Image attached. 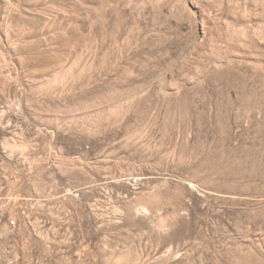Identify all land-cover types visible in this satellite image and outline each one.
Segmentation results:
<instances>
[{
    "label": "rangeland",
    "instance_id": "374dc122",
    "mask_svg": "<svg viewBox=\"0 0 264 264\" xmlns=\"http://www.w3.org/2000/svg\"><path fill=\"white\" fill-rule=\"evenodd\" d=\"M262 15L0 0V264H264Z\"/></svg>",
    "mask_w": 264,
    "mask_h": 264
},
{
    "label": "bare ground",
    "instance_id": "6f19581e",
    "mask_svg": "<svg viewBox=\"0 0 264 264\" xmlns=\"http://www.w3.org/2000/svg\"><path fill=\"white\" fill-rule=\"evenodd\" d=\"M254 2H256V0H252ZM257 4L259 6V8L262 10V16H260L263 20H264V0H257Z\"/></svg>",
    "mask_w": 264,
    "mask_h": 264
}]
</instances>
